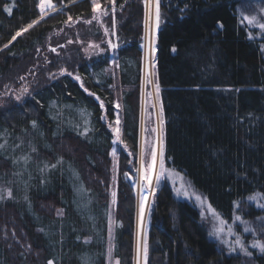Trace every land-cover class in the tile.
<instances>
[{"label":"trees","instance_id":"1","mask_svg":"<svg viewBox=\"0 0 264 264\" xmlns=\"http://www.w3.org/2000/svg\"><path fill=\"white\" fill-rule=\"evenodd\" d=\"M54 1L60 8L39 19L38 0H0V94L30 83L26 97L0 103V264H106L109 243L119 264H134L135 173L121 156L113 207L112 132L101 117L114 119L119 91L124 138L136 152L145 0H99L120 44L95 53L82 31L92 0ZM158 1L165 167L230 222L246 197L264 196V34L243 20L246 0ZM59 66L65 72L54 75ZM23 138L36 152L14 148ZM148 246L146 264L237 263L167 181L155 194ZM254 252L264 264V251Z\"/></svg>","mask_w":264,"mask_h":264},{"label":"rangeland","instance_id":"2","mask_svg":"<svg viewBox=\"0 0 264 264\" xmlns=\"http://www.w3.org/2000/svg\"><path fill=\"white\" fill-rule=\"evenodd\" d=\"M111 1V0H110ZM52 4L56 8V11L60 8L57 7V4L54 0H51ZM47 3V0H45ZM99 3V0H97ZM159 3V1H158ZM40 0H38V9H39ZM156 7L157 0H145L144 8V18H143V39H142V75H141V92H140V108H139V128H138V144L136 152H133L128 144L125 141L123 134L122 126V113L120 106V93L116 91V113L113 120H108L106 116L107 125L112 132V147L110 148V169H111V182H110V201L111 205L114 207L116 204V180L117 172L119 170V158L124 157L126 165H128L132 172L135 173V192H136V210H135V228H134V264H146L147 256L144 255V240L147 241V254H148V232L150 224V215L151 210L155 201V194L160 190L162 185L167 181L171 184L174 194L177 198L188 199L196 204L199 208L202 217L209 228L210 236L215 239L223 251L227 254H233L236 256V264H255L252 259L258 251L261 252L260 248L252 247L253 241H259L264 244V208L259 207V204H264V199H258L256 201H250L246 197L243 202L237 206V213L230 222H226L222 227L224 231L219 234V236L212 234L214 228L219 225V221L210 213L209 204L206 201L205 197L193 188L187 180L178 175L177 173L167 171L164 163V152H163V116L160 103V87L156 77V63H155V52H156V35L157 31L163 22L162 9L159 5V23L156 22ZM45 11L48 13L45 16H48L55 11L49 10L45 7ZM39 19H41V12L39 9ZM241 16L242 18L247 17H256L258 23H264V0H246L241 4ZM94 17V15H93ZM87 20L90 22L82 23V31L86 33V38L84 40L85 50L88 53H95L100 51H110L114 52L118 47L119 40L116 36V28L114 22H109L107 18H103L104 15H98L96 18ZM244 20V19H243ZM246 22V21H245ZM247 23V22H246ZM248 24V23H247ZM249 25V24H248ZM256 29L259 35H263L262 31L255 24L249 25ZM111 44L116 45L115 48L109 46ZM47 48L57 50L56 42L49 39L47 42ZM153 49L155 51L153 52ZM264 55V47H263ZM111 67L113 73L116 74V61H111ZM53 74L59 75L65 72L64 67H58ZM61 70H64L63 72ZM157 86L159 91L157 92ZM27 89V91H24ZM30 92V83L28 80H21L18 83H14L10 88L0 94V103L8 96L12 97L15 100H21ZM19 97V99H17ZM119 117V128H120V140L116 141V134L113 132V128L116 127L115 121ZM162 121V122H161ZM111 125V126H110ZM156 129L155 132L152 130ZM34 141V140H33ZM116 141L114 144L113 142ZM18 143V144H17ZM17 144V145H16ZM14 148L17 150L20 147L26 148L29 147L30 152H36V142L26 141L23 138V141H17ZM22 144V145H20ZM155 147L157 151V159L155 167L151 170L149 175L151 176L150 184L147 180H141L139 169L141 167V158L143 157L145 167L152 162L151 150ZM162 147V155H161ZM115 150V156L112 155ZM133 153V156H132ZM134 157V158H133ZM134 160V163L132 161ZM163 162V169L160 167V162ZM179 190V191H178ZM113 192H115V197H113ZM187 192L188 195L184 193ZM259 194V193H254ZM252 194V195H254ZM200 196L202 200H205L204 203H201L200 200L196 199V196ZM250 195V196H252ZM261 195V194H260ZM146 196L147 200L145 203V210L143 214V221L141 223L140 217V204L141 197ZM262 196V195H261ZM212 209V208H211ZM213 210V209H212ZM260 211V212H256ZM59 215H62V211L58 210ZM216 213V212H215ZM240 217V220H237L235 217ZM221 218V216H220ZM222 219V218H221ZM111 225L109 223V228L113 226V217L110 214ZM247 222V223H244ZM233 229L235 234H230L228 232L229 228ZM251 229V231H245V228ZM237 236L243 241L244 247L247 249V252L250 254H245V252L240 250V247L235 244ZM140 245L139 255L137 252V245ZM228 241V243H223L222 241ZM111 243L108 244L106 249V264H116V259L111 254V260L109 259L108 249ZM235 249V250H230Z\"/></svg>","mask_w":264,"mask_h":264},{"label":"snow or ice","instance_id":"3","mask_svg":"<svg viewBox=\"0 0 264 264\" xmlns=\"http://www.w3.org/2000/svg\"><path fill=\"white\" fill-rule=\"evenodd\" d=\"M111 2L114 4V0H111ZM45 7H47L49 10L51 11H56V8L54 7V5L52 4L51 0H47V3H45V0H40V4H39V9H40V12H41V18H43L44 15H47L48 13L45 11ZM92 11L94 13V17L93 18H96L98 15H106L107 14V10L106 9H103L101 8L100 4L97 3V0H92ZM159 18H160V13H159V3H158V0H157V7H156V22L157 24L159 23ZM72 17H69L68 20L71 21ZM244 21H246L249 25H252V24H255L256 26H258L262 31H264V23H258L256 21V17H243ZM67 22V21H66ZM87 22H90V21H87ZM35 23H37V21H33L32 24H29L27 26V28L25 29H22L21 31H17L15 33L14 36H12V40H15L18 36H20L22 34L23 31H27L28 28H31ZM251 38V37H250ZM9 43H11V41H9ZM109 46L112 47V48H115L116 45H113L111 44V42H109ZM5 47H7V45H5ZM52 51H55V49H52ZM155 51V49H153V52ZM62 72L64 70H61ZM68 75H72L71 73H68ZM75 79L79 80L80 77L77 76L75 77ZM83 87V85H81ZM86 90V89H85ZM24 91H27V89H25ZM159 91V88L157 86V92ZM17 99H19V97H17ZM97 99H99L97 97ZM101 108L104 107V104L103 102H101ZM116 107L118 108L119 105H116ZM102 119H104V117H101ZM162 122V121H161ZM115 124H116V127L113 128V132L116 134V141H119L120 140V128H119V124H120V121H119V117H117L116 121H115ZM111 126V125H110ZM87 131V129L85 130ZM153 132L156 131V129H153L152 130ZM116 141H114L113 143L115 144ZM4 145H0V148H3ZM116 152L115 150L113 151L112 155L115 156ZM161 155H162V147H161ZM151 157H152V162L149 163L147 165V167H145V163H144V160H143V157L141 158V167L139 169V172H140V178L141 180H147L149 182V186L151 187V184H150V180H151V176L149 175V173L151 172V170L155 167V164H156V159H157V151H156V148L153 147L152 150H151ZM53 167H55V165H53ZM160 167L161 169H163V162L161 161L160 162ZM127 173H125V176L127 177ZM179 191V190H178ZM185 195H188L187 192L184 193ZM10 195V193H9ZM113 197H115V192H113ZM258 197L260 199H264V196H261L260 194H254L252 196H249V200L250 201H256L258 199ZM196 199L197 200H200L201 203H204L205 200H202L200 196H196ZM147 200V197L146 196H142L141 197V204H140V217H141V223L143 221V214H144V210H145V201ZM259 207H262L264 208V204H259L258 205ZM209 211L210 213L219 221V225L220 226H217L214 228V232L212 234L214 235H217L219 236V234L221 232L224 231V228L222 227L226 222L220 218L219 214L215 213L214 210L211 209V206L209 205ZM237 220H240V217H235ZM244 223H247V222H244ZM110 225H111V220H110ZM245 231H251V229L249 228H245ZM228 232L230 234H235L233 232V229L230 227L228 229ZM109 235L111 236V226L109 228ZM223 243H228V241H222ZM235 244L237 246L240 247V250L245 252V254H250L247 252V249L244 247L243 245V241L241 240V238L239 236H237V239L235 241ZM252 247H257V248H260L261 251H264V244L260 243L259 241H253L252 243ZM143 248H144V255H145V258L147 256V241H146V238L144 240V245H143ZM230 250H235V249H230ZM139 251H140V245H139V240H138V245H137V252H138V255H139ZM108 254H109V259L111 260V254H112V246L110 244L109 246V249H108ZM48 264H53V261L52 260H49L48 261ZM116 264H119V261L117 260L116 261Z\"/></svg>","mask_w":264,"mask_h":264}]
</instances>
